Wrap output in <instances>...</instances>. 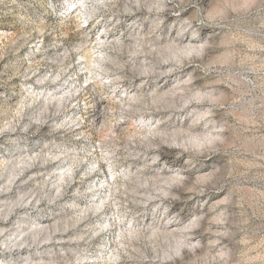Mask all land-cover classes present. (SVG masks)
Listing matches in <instances>:
<instances>
[{
  "label": "rangeland",
  "instance_id": "rangeland-1",
  "mask_svg": "<svg viewBox=\"0 0 264 264\" xmlns=\"http://www.w3.org/2000/svg\"><path fill=\"white\" fill-rule=\"evenodd\" d=\"M0 264H264V0H0Z\"/></svg>",
  "mask_w": 264,
  "mask_h": 264
}]
</instances>
